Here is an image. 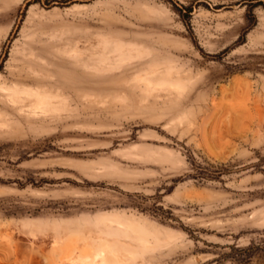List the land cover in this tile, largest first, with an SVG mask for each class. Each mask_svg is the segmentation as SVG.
Segmentation results:
<instances>
[{
    "label": "rangeland",
    "instance_id": "rangeland-1",
    "mask_svg": "<svg viewBox=\"0 0 264 264\" xmlns=\"http://www.w3.org/2000/svg\"><path fill=\"white\" fill-rule=\"evenodd\" d=\"M124 218L148 240L104 264H237L264 231V0H0V264Z\"/></svg>",
    "mask_w": 264,
    "mask_h": 264
},
{
    "label": "bare ground",
    "instance_id": "bare-ground-1",
    "mask_svg": "<svg viewBox=\"0 0 264 264\" xmlns=\"http://www.w3.org/2000/svg\"><path fill=\"white\" fill-rule=\"evenodd\" d=\"M107 55L108 54H104L103 57H107ZM157 68L154 67L150 69L152 75L157 74ZM143 76L145 79V75ZM146 79L149 80L150 78H147L146 75ZM116 221V228L107 225L98 230L97 233L99 234L95 237V240L97 241L96 244L91 241L90 243H86L87 240L84 239L86 242L83 240L82 245L81 243L80 245H76V249L74 250L75 254L73 253V256L69 257L68 255L66 257V264H104L108 259L107 254L112 255L115 259L119 258L129 250L131 251L133 248L131 243H134L132 240L137 239L143 243L148 240L149 232L147 227L136 219L124 218L117 219ZM128 244L130 245L128 246L130 249L127 247Z\"/></svg>",
    "mask_w": 264,
    "mask_h": 264
},
{
    "label": "trees",
    "instance_id": "trees-1",
    "mask_svg": "<svg viewBox=\"0 0 264 264\" xmlns=\"http://www.w3.org/2000/svg\"><path fill=\"white\" fill-rule=\"evenodd\" d=\"M230 250L221 253V257L213 259L215 263L219 262L221 259L229 258L237 264L248 263L255 256L264 255V231L261 232L260 236L255 239H251L245 245L230 244ZM209 261L203 263L207 264Z\"/></svg>",
    "mask_w": 264,
    "mask_h": 264
}]
</instances>
